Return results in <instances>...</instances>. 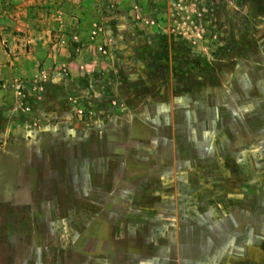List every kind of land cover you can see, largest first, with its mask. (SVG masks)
Listing matches in <instances>:
<instances>
[{"label": "rangeland", "instance_id": "374dc122", "mask_svg": "<svg viewBox=\"0 0 264 264\" xmlns=\"http://www.w3.org/2000/svg\"><path fill=\"white\" fill-rule=\"evenodd\" d=\"M0 264H264V0H0Z\"/></svg>", "mask_w": 264, "mask_h": 264}]
</instances>
